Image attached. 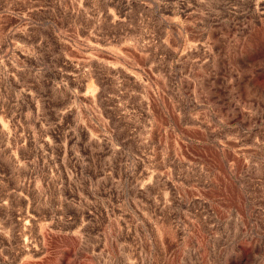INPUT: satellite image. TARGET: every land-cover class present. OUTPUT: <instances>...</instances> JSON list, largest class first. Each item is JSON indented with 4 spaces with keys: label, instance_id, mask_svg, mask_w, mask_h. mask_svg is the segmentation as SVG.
<instances>
[{
    "label": "rangeland",
    "instance_id": "1",
    "mask_svg": "<svg viewBox=\"0 0 264 264\" xmlns=\"http://www.w3.org/2000/svg\"><path fill=\"white\" fill-rule=\"evenodd\" d=\"M0 264H264V0H0Z\"/></svg>",
    "mask_w": 264,
    "mask_h": 264
}]
</instances>
